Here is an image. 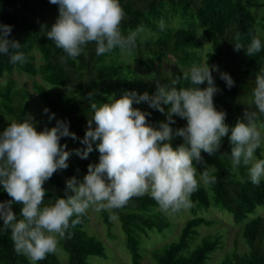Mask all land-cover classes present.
Returning a JSON list of instances; mask_svg holds the SVG:
<instances>
[{
  "label": "trees",
  "instance_id": "16d2710c",
  "mask_svg": "<svg viewBox=\"0 0 264 264\" xmlns=\"http://www.w3.org/2000/svg\"><path fill=\"white\" fill-rule=\"evenodd\" d=\"M126 16L121 24V31L127 35L129 30L143 27L144 31L137 39L136 48L131 55L119 48L109 53L97 56L95 43H89L75 60L69 58L62 49L44 35L45 27H50L58 16V6L49 0H0V23L12 26L10 39L17 40L27 57V63L21 66L12 64L9 57L0 54V78L13 70L26 73L34 79L31 89L39 96L49 110L46 121L49 128L56 120L67 121L69 131L76 134L77 139L62 137L60 143L82 148L80 140L84 137L87 122L91 118L90 104L97 105L107 102L111 97L118 98L125 91H135L137 94L148 92L154 94L156 83L148 84L138 69L147 72L154 70L168 71L170 66H177L169 73L161 84H168L171 79L182 76L194 64L207 63L218 66L213 71L214 83L218 92L214 95V105L217 110L226 113L225 123L231 128L236 120L243 118L247 104L237 102L240 82L251 95L255 86V77L264 74V0H119ZM54 16L53 20L49 17ZM163 23V28H161ZM203 34L209 47L204 51V44L199 36ZM247 48L253 36H258L262 49L253 56H248L245 49L234 50L236 37ZM36 45L41 62L36 61L32 53ZM130 58H129V57ZM63 57V59H62ZM228 73L234 86L229 88L220 78V73ZM44 83L55 89H49ZM183 86L187 82L181 81ZM179 87V85H178ZM198 87H206L205 84ZM30 91L17 85L13 79L0 83V132L12 120L26 119L29 111L27 97ZM91 94V99L89 95ZM167 111L168 106L162 105ZM133 107L150 113L147 120L153 127L165 120V114L155 110L146 102L133 103ZM254 108V106H253ZM49 114H54L49 119ZM173 129L184 127L186 119L174 116ZM264 121V116L261 117ZM93 127L95 123L93 122ZM37 129V128H36ZM37 131H40L37 129ZM183 140L173 138L170 143L176 147ZM231 145L228 136L222 138L219 153L209 156L202 152L206 167H214L217 180L213 185L200 183L198 190L192 195L193 207L188 209L190 217L179 229L177 237L165 241L151 250L143 247L144 238L150 232H156L164 238L167 231H172L176 223L170 220L159 209L157 203L144 195L131 199L121 208L101 211L109 237H114L111 231L112 217H116L125 237L131 264H140L144 252L148 251L154 264H209L211 254L223 246L221 237L204 235L200 238V226H213L215 220L204 216L203 211L213 207L229 212L235 223L243 224L242 236L247 250L224 252L221 264H264V215L257 214V208L264 205V180L259 186L250 182L246 166L236 170L231 167ZM261 149L256 155L263 158ZM76 162L67 161L66 169L58 170L47 180L45 205L54 203L57 197L65 196L66 180L75 176L81 180L87 172L89 164L98 163L99 152L93 145V151L86 159H81L75 153ZM202 171L203 165H195ZM199 179V177H198ZM211 192V196L208 193ZM68 194L71 191L68 190ZM11 199L0 186V201ZM21 204H13L12 210L20 214ZM254 214V216H252ZM256 214V215H255ZM76 217L73 216L72 219ZM90 214L81 217L82 222L69 228L71 233L60 241V247L67 254L68 264H91L90 256L106 257V248L102 240L88 234L84 227L89 222ZM199 240V241H197ZM194 245V246H192ZM0 264H29L26 257L18 255L14 250L10 230H5L0 221ZM37 264H61L58 256L49 254Z\"/></svg>",
  "mask_w": 264,
  "mask_h": 264
},
{
  "label": "clouds",
  "instance_id": "9594fccd",
  "mask_svg": "<svg viewBox=\"0 0 264 264\" xmlns=\"http://www.w3.org/2000/svg\"><path fill=\"white\" fill-rule=\"evenodd\" d=\"M49 2L58 6V16L50 27H45L44 35L73 60L93 42L97 56L116 48L131 55L144 31L137 27L127 35L122 33L126 13L119 0ZM11 31V25L0 23V54L7 55L10 63L23 66L27 57L19 51L22 45L9 38ZM241 48L245 49L237 35L234 50ZM261 49V39L253 36L245 51L253 56ZM213 71H218V66H210L206 59L168 84L157 81L152 95L125 91L99 105L91 103V118L80 140L83 147L72 152L86 159L95 144L98 163L87 166L82 180L75 176L67 179L65 196L55 198L50 205L44 204L43 185L58 170L68 167L72 152L60 140H76V134L69 131L67 121L59 119L54 126L40 131L31 118L12 120L0 132V186L11 198L0 201V221L5 230H10L15 252L26 257L29 264H37L60 251V241L71 235L68 229L80 224L89 209L112 213L146 194L169 215L190 209L191 197L200 183L213 185L217 180L216 169L206 167L202 152L209 156L219 153L225 136L231 151L221 154H230L233 170L246 166L250 182L259 186L264 180V158L256 156L257 150L264 147V74L255 77L243 118L229 128L226 113L214 105L218 88ZM220 78L227 87L234 86L228 73L221 72ZM205 83L206 87H198ZM134 102H146L164 113L165 120L153 127L147 120L150 113L133 107ZM162 105L168 106L166 112ZM174 116L186 119V125L173 129ZM53 118L54 114H49V119ZM175 137L183 142L173 147L170 141ZM197 164L203 165L202 171H197ZM14 203L22 205L19 215L12 210Z\"/></svg>",
  "mask_w": 264,
  "mask_h": 264
},
{
  "label": "rangeland",
  "instance_id": "374dc122",
  "mask_svg": "<svg viewBox=\"0 0 264 264\" xmlns=\"http://www.w3.org/2000/svg\"><path fill=\"white\" fill-rule=\"evenodd\" d=\"M55 17L50 16L49 19L53 20ZM199 36L204 44V51L209 47V43L206 41L205 37L199 31ZM32 53L36 57L37 62H41L40 53L34 46ZM122 57L127 58L123 53ZM129 57V56H128ZM130 58V57H129ZM174 68H178L175 66ZM173 66L168 68V71H151L147 72L143 69H138V72L143 76V78L148 82V84L155 83L157 81L162 82L164 78L173 71ZM7 79H13L16 81L17 85L25 87L30 91L29 96L27 97V103L29 104V111L26 118H31L35 121V127L39 130H43L48 127V122L46 121V112L43 110L47 108L44 102L39 98V96L31 89V83L34 79H39V77H29L26 73L20 72L18 70H13L11 73L5 74L0 78V83L4 82ZM45 86L49 89H55V87L50 84L44 83ZM239 93L237 95V102L245 103L248 105L251 95L246 88L242 86L239 82ZM76 146H69V151L72 152L73 149H76ZM261 155L264 158V147L261 148ZM257 156V155H256ZM258 158V156H257ZM68 161L75 163L76 158L74 152H72ZM200 172V170H197ZM83 176H81L82 180ZM207 185H205L206 187ZM209 195L211 196L210 190H208ZM160 209V208H159ZM90 214L89 222L84 227L85 231L96 236L98 239L102 240L106 248V257H100L97 255L90 256L88 261L91 264H131L130 254L125 247V237L124 233L120 227V223L116 217H112L113 226L111 228L114 237H109L108 230L105 224L102 221L101 212L97 213L92 209L88 210ZM204 216L210 217L215 220L213 226H200L198 228L200 232V238L204 235L211 234V236H219L222 239L223 246L216 249L212 252L209 264H221L222 257L224 252L237 250L238 252H244L247 250V245L245 243L244 237L241 233V228L243 224L235 223L233 221L232 215L224 209L213 207L208 211L202 212ZM166 216L176 223V226L172 231H167L166 236L163 238L162 235L157 234L156 232H150L149 236L144 238L143 247L148 251L155 246L162 245L165 241L174 239L179 233L180 227L190 217L188 210L181 211L176 214L169 215L165 213ZM257 214L264 215V205L257 208ZM256 215V214H255ZM254 216V214H252ZM199 241V240H197ZM194 246V245H192ZM60 247V246H59ZM145 251L143 258L141 259L140 264H154L152 259L149 256V252ZM61 264H68L67 254L64 250L61 249L56 253Z\"/></svg>",
  "mask_w": 264,
  "mask_h": 264
}]
</instances>
